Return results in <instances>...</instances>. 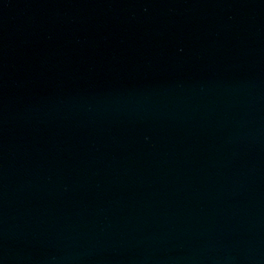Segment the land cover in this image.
Returning a JSON list of instances; mask_svg holds the SVG:
<instances>
[{"label": "water", "instance_id": "water-1", "mask_svg": "<svg viewBox=\"0 0 264 264\" xmlns=\"http://www.w3.org/2000/svg\"><path fill=\"white\" fill-rule=\"evenodd\" d=\"M0 264H264V0H0Z\"/></svg>", "mask_w": 264, "mask_h": 264}]
</instances>
